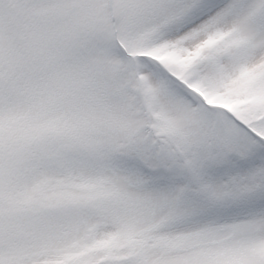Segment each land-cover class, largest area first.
I'll use <instances>...</instances> for the list:
<instances>
[{
  "label": "snow or ice",
  "instance_id": "obj_1",
  "mask_svg": "<svg viewBox=\"0 0 264 264\" xmlns=\"http://www.w3.org/2000/svg\"><path fill=\"white\" fill-rule=\"evenodd\" d=\"M0 264H264V0H0Z\"/></svg>",
  "mask_w": 264,
  "mask_h": 264
}]
</instances>
